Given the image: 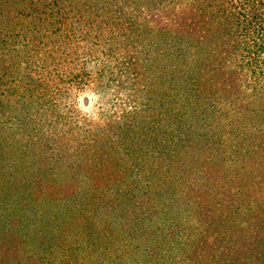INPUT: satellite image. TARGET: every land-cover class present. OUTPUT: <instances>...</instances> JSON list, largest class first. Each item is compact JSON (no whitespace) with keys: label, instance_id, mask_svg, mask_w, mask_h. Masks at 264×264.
Returning <instances> with one entry per match:
<instances>
[{"label":"trees","instance_id":"16d2710c","mask_svg":"<svg viewBox=\"0 0 264 264\" xmlns=\"http://www.w3.org/2000/svg\"><path fill=\"white\" fill-rule=\"evenodd\" d=\"M0 264H264V0H0Z\"/></svg>","mask_w":264,"mask_h":264},{"label":"rangeland","instance_id":"374dc122","mask_svg":"<svg viewBox=\"0 0 264 264\" xmlns=\"http://www.w3.org/2000/svg\"><path fill=\"white\" fill-rule=\"evenodd\" d=\"M85 96H88L90 98V106L89 107H85V108H82L80 106V109L84 112V113H90L92 112V110L94 109V107L96 106L98 100H97V97L90 94V93H85L83 95L80 96V101L82 102V97H85ZM86 105V104H85Z\"/></svg>","mask_w":264,"mask_h":264},{"label":"clouds","instance_id":"9594fccd","mask_svg":"<svg viewBox=\"0 0 264 264\" xmlns=\"http://www.w3.org/2000/svg\"><path fill=\"white\" fill-rule=\"evenodd\" d=\"M85 99H87V105H85ZM82 103L84 107H89L90 106V98L88 96L82 97Z\"/></svg>","mask_w":264,"mask_h":264},{"label":"water","instance_id":"95a60500","mask_svg":"<svg viewBox=\"0 0 264 264\" xmlns=\"http://www.w3.org/2000/svg\"><path fill=\"white\" fill-rule=\"evenodd\" d=\"M85 104L87 105V99H85Z\"/></svg>","mask_w":264,"mask_h":264}]
</instances>
